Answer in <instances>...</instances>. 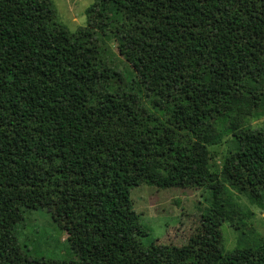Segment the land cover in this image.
<instances>
[{"label": "trees", "instance_id": "trees-1", "mask_svg": "<svg viewBox=\"0 0 264 264\" xmlns=\"http://www.w3.org/2000/svg\"><path fill=\"white\" fill-rule=\"evenodd\" d=\"M85 12L71 34L50 0H0V264H264L234 195L263 205L264 127L249 121L264 111V0H93ZM227 133L237 147L212 169L208 147ZM143 183L198 188L238 243L145 244L130 198ZM53 202L90 232L68 245L74 258L19 239Z\"/></svg>", "mask_w": 264, "mask_h": 264}, {"label": "rangeland", "instance_id": "rangeland-1", "mask_svg": "<svg viewBox=\"0 0 264 264\" xmlns=\"http://www.w3.org/2000/svg\"><path fill=\"white\" fill-rule=\"evenodd\" d=\"M57 23L73 33L87 24L86 8L93 0H50ZM109 51L107 58L117 69L125 70L127 63L117 54L116 42L106 40ZM250 125L264 127V111L249 121ZM237 147L231 133L225 134L217 144L210 145L212 169L218 170L223 156ZM204 193L198 188H158L140 184L130 189L134 210L139 214V224L146 231L145 244L154 242L172 243L194 249H231L239 241V232L229 221L223 220L208 210ZM244 211L243 242L251 244L255 235L264 237V194L263 205L256 204L242 194L234 192ZM208 196V195H207ZM206 198V197H205ZM89 230L78 225L73 215L59 202H53L46 209L32 211L20 230L19 239L36 256L49 259L74 258L68 247L70 243L81 249L89 239ZM243 245V244H242Z\"/></svg>", "mask_w": 264, "mask_h": 264}]
</instances>
